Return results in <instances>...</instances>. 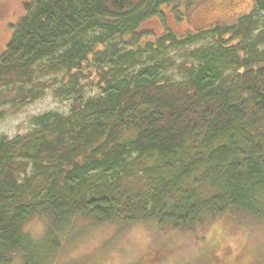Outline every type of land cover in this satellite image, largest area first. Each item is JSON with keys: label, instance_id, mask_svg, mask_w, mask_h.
I'll use <instances>...</instances> for the list:
<instances>
[{"label": "trees", "instance_id": "1", "mask_svg": "<svg viewBox=\"0 0 264 264\" xmlns=\"http://www.w3.org/2000/svg\"><path fill=\"white\" fill-rule=\"evenodd\" d=\"M194 2L22 1L0 53V117L53 84L71 101L65 115L43 112L29 130L0 135V264H73L59 262L70 236L112 223L120 237L147 222L164 235L131 263H166L169 249L198 240L204 261L230 264L232 243L207 239L212 224L225 220L240 242L264 220V0L230 23L181 32ZM206 34L194 62L178 65L182 80L160 75L172 61L157 53ZM84 63L100 84L86 98ZM31 220L43 223L37 236Z\"/></svg>", "mask_w": 264, "mask_h": 264}, {"label": "rangeland", "instance_id": "2", "mask_svg": "<svg viewBox=\"0 0 264 264\" xmlns=\"http://www.w3.org/2000/svg\"><path fill=\"white\" fill-rule=\"evenodd\" d=\"M23 0H0V53L4 49L9 35L12 30V25L16 19L22 14ZM252 4V0H195L193 5L188 8V13L191 14V19L187 24H182L181 32L191 26L203 29L215 21L221 23H230L243 12H247ZM264 16V12H260ZM184 18V16H183ZM166 22L176 31H179V21L171 20L167 14ZM150 28H153L154 23L149 22ZM181 26V25H180ZM263 23L257 24V29L263 27ZM147 28V27H146ZM210 34H206L203 38L189 44L181 46H170L156 54V58H170L172 63L160 70V75L165 76L168 81L176 82L185 77L178 65L182 62L187 66L193 63L194 60L190 56L193 48L202 46L211 41ZM264 47V43H263ZM94 67H88L86 63L82 64L79 72H83L85 77L79 78V82L83 88V96L89 97L99 92L100 84L98 78L94 75ZM53 73L43 74L39 79L49 80ZM57 79L64 76V72L56 74ZM58 84L45 89V93L36 98L34 101L25 104L22 107L12 109L8 105L4 107V113L0 117V135L8 137L17 133H23L33 126L32 117L43 112L53 111L59 114H67L69 112V104L71 97L57 96L53 94V88ZM225 220L219 219L212 224L206 233L207 239L213 240L218 238V246L223 244H231L227 256V263L233 264L237 256V251H242L239 259L242 261L237 264H264V220L254 221L246 229H242L241 241L236 238H231L228 234V228L223 224ZM42 221L31 220L26 226L34 236H37L42 227ZM82 224L80 226L83 227ZM94 226V225H93ZM114 228V229H113ZM88 229V226L85 227ZM247 230V231H246ZM126 234L116 235L117 229L111 224L99 225L91 229L80 231L74 236H70V244H67L65 249L60 254L59 262H72L73 264H93L107 263L110 264H129L137 261L141 255L143 248H151L156 240L161 239L164 231L157 228L153 223H133L130 227L125 228ZM204 231V229H203ZM244 231H246L244 233ZM205 233V231H204ZM230 241V242H229ZM200 241L188 240L187 244L174 247L163 254V264H212L207 263L201 258L205 247H200ZM177 248V249H175ZM214 248L211 246L203 255L212 258L208 254ZM201 250V251H200ZM90 253V255H89ZM83 255V258L81 257ZM74 258V259H73ZM75 263H74V262ZM133 264V263H131Z\"/></svg>", "mask_w": 264, "mask_h": 264}]
</instances>
